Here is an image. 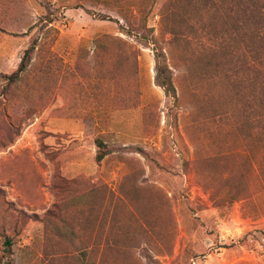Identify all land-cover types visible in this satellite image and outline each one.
Segmentation results:
<instances>
[{
  "label": "rangeland",
  "instance_id": "rangeland-1",
  "mask_svg": "<svg viewBox=\"0 0 264 264\" xmlns=\"http://www.w3.org/2000/svg\"><path fill=\"white\" fill-rule=\"evenodd\" d=\"M252 95L246 0H0V264H264Z\"/></svg>",
  "mask_w": 264,
  "mask_h": 264
},
{
  "label": "trees",
  "instance_id": "trees-1",
  "mask_svg": "<svg viewBox=\"0 0 264 264\" xmlns=\"http://www.w3.org/2000/svg\"><path fill=\"white\" fill-rule=\"evenodd\" d=\"M26 56L27 53L18 72L26 67ZM166 91L169 92V89ZM248 91L256 96L252 95L255 105L248 104L246 107V124H249L248 117L256 114L258 123H264V2L259 0H246V92ZM246 99L249 100V95ZM104 157V154H99L97 162H101ZM5 245H11L8 239Z\"/></svg>",
  "mask_w": 264,
  "mask_h": 264
}]
</instances>
